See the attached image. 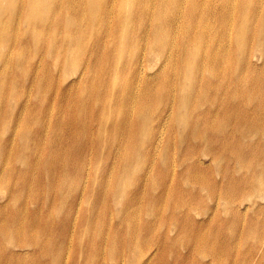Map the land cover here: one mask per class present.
I'll list each match as a JSON object with an SVG mask.
<instances>
[{"label": "rangeland", "instance_id": "374dc122", "mask_svg": "<svg viewBox=\"0 0 264 264\" xmlns=\"http://www.w3.org/2000/svg\"><path fill=\"white\" fill-rule=\"evenodd\" d=\"M231 1V10L210 1L203 14L179 27L165 26L171 47L162 64L155 59L165 51L151 53L152 37L142 42L138 57L147 58L145 79L131 63L129 71L122 69L130 60L112 61L102 65V86L90 77L100 71L92 63L99 56L93 42L79 56L61 38L47 41L49 30L40 27L38 51L35 35L14 30V42L0 60V235L7 230L14 240L45 239L39 242L43 250L62 238L67 259L73 247V264H111L109 245H98L101 237L123 244L125 250L115 246L119 264H264V0ZM181 2L187 15V3ZM147 4L134 0L126 6L142 35L155 16L163 13L169 20L164 5L150 1L157 10H145ZM109 18L103 11L101 21ZM51 21L65 35L63 14L52 10ZM101 29L82 25L80 35L72 36L89 38ZM107 35L103 30L106 42ZM69 51L82 59L70 72L58 58ZM23 56L30 58L27 72L10 77ZM114 66L116 86L108 74ZM38 77L47 85L36 90L31 87ZM20 91L19 99L12 97ZM142 91H148L150 133L143 130L138 107H124ZM187 119L189 132L214 126L208 128L214 133L202 135L211 151L195 147L197 159L179 140L184 128L178 120ZM189 176L193 181L187 184ZM98 181L105 230H86L87 219L96 215ZM123 182L130 195L119 199L115 192ZM14 262L4 258L0 264Z\"/></svg>", "mask_w": 264, "mask_h": 264}, {"label": "bare ground", "instance_id": "6f19581e", "mask_svg": "<svg viewBox=\"0 0 264 264\" xmlns=\"http://www.w3.org/2000/svg\"><path fill=\"white\" fill-rule=\"evenodd\" d=\"M150 1H157L158 6L159 4L164 5V11L166 12V16L169 18V20L164 18L163 13L155 16L152 18V29L149 31H144V35H142L136 31L142 30L141 27L133 26V17L126 8L128 4H133L134 0H0V60L5 57L14 42V34H16L14 33L15 29L22 31L25 28L27 35H35V45L33 48L34 50L37 49L40 51L43 46V41L37 36V31L40 29V27H45L49 30L50 35V38H46L47 41L51 40L55 43L56 40L61 38V42L67 45L70 49L75 48L78 51L79 56H82L81 54H83L86 44L89 42L94 43L96 46V52L99 54V56H96L92 63L94 66H100V71H95L94 74L90 72L93 85L102 86V65L112 61H120L124 63V60H130L128 65L124 63L125 66L122 69L129 71V64L131 63L133 68L138 70V76H140L142 80L148 75V71L145 68L147 58L145 60L143 57L140 60L138 57V53L143 46L142 42H147L152 37L153 43L149 48L151 53H156L154 49L165 51L162 56L155 59L156 63L162 64L167 60V58H165V53L171 47V45L165 40V26L176 25V27H179L183 20L186 21L189 18L195 16L197 13L203 14L202 10H208L203 7L206 2L212 1L215 8L220 3H222V10L232 9L231 0H183L187 3V9L185 10L187 15H182V11L184 10L182 9V0H147L148 4L147 9L145 10H157L158 7L151 6ZM234 9L236 10L237 8ZM52 10L55 12L58 10V14H63L64 28L62 30L65 32V35L61 34L60 36V34L57 32L55 24L51 21ZM103 11H106L111 16V18H109L105 23L101 21V15ZM193 21L194 20H191V23ZM107 24L114 27V29L110 30ZM82 25H85L87 29L96 28L97 26L102 25V29L101 31H97L96 33L92 34L89 38L75 39L80 35L81 31L79 29ZM262 26L263 25L261 24L259 29H262ZM105 29L108 30L107 42L104 41L102 37V32ZM132 33L133 35H131ZM195 33L199 34L200 32L197 31ZM73 34L75 38L72 36ZM132 49H134L135 54H132ZM46 52L47 54L54 53L51 47H48ZM58 58L61 59L62 67L64 69H68V72H70V69H76L78 67L80 68L79 64L82 61V59H78V57L74 56L70 51L65 56H58ZM27 60L29 61L30 58L23 56L20 62L21 67H14L10 71V77L16 74L21 75L26 73ZM12 61L17 62L15 59ZM87 63V65H89L90 60ZM8 66L9 65L7 62V68ZM2 69L3 68H1V70ZM113 70L118 72V66L108 69V74L112 78L111 84L116 86L118 81L112 74ZM71 71L74 72L75 70ZM83 73L87 74V72L84 71L82 73H78L76 77L78 79L84 78ZM46 85V81H43L38 77L37 84L31 88L38 90L44 88ZM2 87H4V81L2 84H0V104L2 102ZM147 94L148 91H142L139 97L136 96L137 99L124 101V107H131L132 109L138 107V113L139 115H142L141 119L143 121L141 122L143 125V130H146L147 133H150L152 130L150 127L152 125V114L149 112L147 107V104L149 103L144 97ZM21 96L22 91L19 92V95L12 94V97L15 99H19ZM16 108H18V106L12 107L14 110ZM165 110L166 108L162 109L159 116L156 115V117L159 118ZM178 124L180 127L184 128V131L179 138L180 143H185L189 146V153L191 154L192 159L198 158V155L195 153V147H200L205 151H211V144L205 141L202 135L204 132L214 133L208 129L210 127H214L213 124L210 126H205L202 129H197L195 130L196 132H189V128L191 126L190 119H187L186 121L178 120ZM258 131L261 130L258 129ZM169 145V143L166 144V149L169 147ZM4 167L5 165L3 168ZM127 170L128 163H126L123 168V171ZM173 170H175L174 167ZM192 181L193 178L191 176L186 178L187 184H190ZM94 191L98 198L96 199L95 196V200L92 202V207L98 210V214L97 210H95V214L99 215L100 218L95 220L96 215L88 218L85 226L86 230L93 226L92 229L97 230L98 228L104 231L105 229L103 226L102 216L105 210L103 209V203L101 202V197L103 195V185L101 182H96ZM127 195H130V193H128L127 186L123 182L120 190L115 192V196L121 199ZM129 224L130 221L128 222V225ZM66 226L67 225L65 224L64 227ZM133 233L134 231L129 229L126 234L133 238ZM11 237H14V235L7 230H4L0 235V262L4 258H14V264H30L29 261L33 259L38 260L40 264H73L70 262L72 258L73 247L70 248V255L67 259V240L61 238L54 244H47L45 250H43V246L39 242L45 239L30 237V239L14 240ZM103 241L106 246L107 244L109 245V251L106 253V256L112 259L113 262H111V264H119V261H117L115 257L121 252L118 251L115 246H117V244L121 245L125 250L123 244L117 242L116 238H111L109 242V240H103L101 237L98 241V245L100 246ZM126 244L127 241H125L124 245ZM80 249L81 250H78V253H83L84 247ZM150 254L151 251H147L146 254H141V257L145 255L144 258H146V255L149 256Z\"/></svg>", "mask_w": 264, "mask_h": 264}]
</instances>
